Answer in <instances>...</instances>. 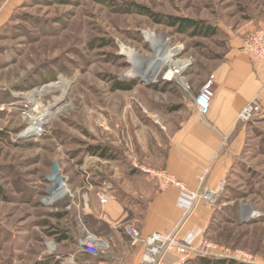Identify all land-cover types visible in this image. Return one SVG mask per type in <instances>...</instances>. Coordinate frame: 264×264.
<instances>
[{
    "label": "rangeland",
    "instance_id": "1",
    "mask_svg": "<svg viewBox=\"0 0 264 264\" xmlns=\"http://www.w3.org/2000/svg\"><path fill=\"white\" fill-rule=\"evenodd\" d=\"M170 16L213 32L181 31ZM263 22L264 0H0V264H118L114 247L77 258L86 230L110 236L88 211L97 193L115 198L120 175L159 168L145 153L193 110L186 84L196 94L232 41L244 47ZM184 65L181 79L162 78ZM241 123L244 139L194 242L211 247L193 258L264 264V117ZM53 162L62 170L54 185Z\"/></svg>",
    "mask_w": 264,
    "mask_h": 264
},
{
    "label": "crops",
    "instance_id": "2",
    "mask_svg": "<svg viewBox=\"0 0 264 264\" xmlns=\"http://www.w3.org/2000/svg\"><path fill=\"white\" fill-rule=\"evenodd\" d=\"M214 72L215 95L209 113L202 116L193 105L177 129L166 133L165 143L159 139L145 153V157L159 158L158 169L175 175L189 191L197 190L205 175L210 188L227 175L232 155L244 139L245 127L237 119L241 108L257 96L264 111V62L253 58L242 41H232L230 51ZM118 186L120 190L112 201L105 205L94 201L88 211L108 226L114 251L128 264H140L141 251L130 247L128 235L118 228L120 220L131 217L145 235L169 232L181 223L182 236L193 234L196 242L212 217V209L204 202L185 214L189 198L178 187L162 189L156 180L139 173L120 175ZM78 252L77 258L84 259L85 253ZM194 256L189 254L180 262L182 255L168 252L159 264H190Z\"/></svg>",
    "mask_w": 264,
    "mask_h": 264
},
{
    "label": "built area",
    "instance_id": "3",
    "mask_svg": "<svg viewBox=\"0 0 264 264\" xmlns=\"http://www.w3.org/2000/svg\"><path fill=\"white\" fill-rule=\"evenodd\" d=\"M244 48L253 58L264 62V22L251 32L244 42ZM185 67L186 65L172 68V79L169 81L181 79ZM166 77V74L162 76L164 80H166ZM215 81L216 74L213 73L204 81L202 87L196 94L191 92L189 85L186 84L185 86V90L193 99V105L202 116H206L211 109L212 100L215 95ZM263 114L262 105L256 96L241 108L237 119L239 122H249L255 120L257 117L263 116ZM142 170L156 180L160 188L163 189L169 186L178 187L189 198V207L185 210V214L198 202L211 205L220 193L222 180H220L216 187L210 188L205 183L206 175L201 178L197 190L189 191L183 181L165 169L142 167ZM97 197L99 202L104 205L113 200V195L105 190L99 191ZM122 228L129 237L130 247L133 249L140 248V264H159L163 256L168 252L179 253L183 256L180 262H184L187 255L205 254L207 249L211 247L210 244H204L203 249H200L194 244L195 235L188 234L182 236L181 223L169 232H153L145 235L131 218L122 223ZM78 246L82 252L89 256H107L112 248V238L86 230L84 236L79 239ZM118 264L128 263L122 259L119 260Z\"/></svg>",
    "mask_w": 264,
    "mask_h": 264
},
{
    "label": "trees",
    "instance_id": "4",
    "mask_svg": "<svg viewBox=\"0 0 264 264\" xmlns=\"http://www.w3.org/2000/svg\"><path fill=\"white\" fill-rule=\"evenodd\" d=\"M144 13L152 16L157 22H163V18L157 14L149 12V10H142ZM170 25H178L181 31H188L192 29L194 35H210L213 30L210 26L206 25L204 22L200 20H195L191 18H179V17H169V20H167ZM135 85V82L132 83H118L116 84V89H123V90H129L132 89V87ZM92 154L99 155L100 157L107 158L109 157V154L107 153V150L105 148H99L98 146L92 147L91 149ZM89 256L85 253V257ZM190 264H236L233 260H226V259H218L213 260L212 258L206 257V256H198L196 258L189 260Z\"/></svg>",
    "mask_w": 264,
    "mask_h": 264
},
{
    "label": "bare ground",
    "instance_id": "5",
    "mask_svg": "<svg viewBox=\"0 0 264 264\" xmlns=\"http://www.w3.org/2000/svg\"><path fill=\"white\" fill-rule=\"evenodd\" d=\"M149 37L152 38L153 41H155L154 38L152 37V35L149 34ZM155 42H156V41H155ZM126 52L128 53V51H126ZM129 52H130V51H129ZM129 54H131V53H129ZM130 61L133 62V60H132L131 57H130ZM153 74H154V73H153ZM166 75H167V77L165 78L166 80H170V79H172V70L168 71V72L166 73ZM131 76H142V77H144L146 80H151L152 77H153L152 73H146L145 71L138 70V69H134L133 74H131Z\"/></svg>",
    "mask_w": 264,
    "mask_h": 264
},
{
    "label": "water",
    "instance_id": "6",
    "mask_svg": "<svg viewBox=\"0 0 264 264\" xmlns=\"http://www.w3.org/2000/svg\"><path fill=\"white\" fill-rule=\"evenodd\" d=\"M61 172L62 170L60 169V167L58 166V164L56 162L52 163V170L49 174L46 175V178L48 180H50L53 185L55 183V181L59 180L61 177Z\"/></svg>",
    "mask_w": 264,
    "mask_h": 264
}]
</instances>
